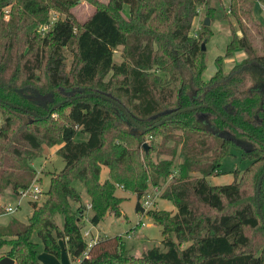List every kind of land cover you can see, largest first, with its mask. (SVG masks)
<instances>
[{
  "label": "trees",
  "instance_id": "16d2710c",
  "mask_svg": "<svg viewBox=\"0 0 264 264\" xmlns=\"http://www.w3.org/2000/svg\"><path fill=\"white\" fill-rule=\"evenodd\" d=\"M78 1L0 0V215L33 182V162L45 146H59L65 161L62 170L49 172L46 198L34 204L28 222L12 218L0 226L1 258L39 264L32 240L37 233L57 257L63 241L75 264H264V244L255 247L249 235L259 227L264 235V221L256 196L247 193L248 180L257 182L264 169V43L258 50L251 33L232 32L225 55L244 52L239 72L223 75L215 60L216 73L205 81L201 42L207 34L191 30L200 7L214 9L210 0H109L84 22L71 12ZM253 8L239 0L246 18H253ZM52 9L65 18L42 37L39 27ZM67 50L74 52L69 72ZM251 65L255 81L240 95L242 72ZM91 93L119 101L145 128L172 110L196 108L140 132L113 101ZM244 139L255 144L242 149L250 164L241 178L210 184L207 177L220 173L222 159ZM176 157L177 173L163 192L176 214L148 211L163 228L166 250L137 255L121 236L89 247L83 234L87 207L73 181L84 183L90 221L98 225L107 213L119 215V186L138 196L136 210L143 212L140 199L149 183L166 181ZM103 166L109 169L104 181ZM260 192L264 214V176Z\"/></svg>",
  "mask_w": 264,
  "mask_h": 264
},
{
  "label": "rangeland",
  "instance_id": "374dc122",
  "mask_svg": "<svg viewBox=\"0 0 264 264\" xmlns=\"http://www.w3.org/2000/svg\"><path fill=\"white\" fill-rule=\"evenodd\" d=\"M248 2L254 3L253 18H246L238 10L239 0H210V5L214 7V9L208 11L204 7L199 8V13L193 22L191 31L193 35H196V33L203 30H205V33L207 34V37H204L205 39L202 40L205 44L204 53L206 68L202 72V76L205 81L209 80V78L216 73L215 70L217 65L215 60H218L219 65L221 66V73L223 75L228 76L239 72V69L241 68L240 63L246 57L244 52L242 50H237L230 56L225 55L226 46L230 41L232 32L237 36H240L243 30L251 33L254 37V42L257 45L258 50L260 48V50L263 51L261 46L264 43V11L261 6L264 5V0H248ZM108 3L109 0H79L78 3L71 7V12L75 15L79 22H84L99 6L107 5ZM64 18V14L52 9L48 13L46 23L39 27V34L44 37V33L50 29L55 21ZM206 18L209 20V24L205 26L204 20ZM256 24L260 25L259 30L262 32L261 34L257 33V30L255 29ZM66 54L68 57L66 59V70L69 72L72 70L74 52L73 50H67ZM115 60L118 62L122 61L120 53L115 54ZM253 68L254 66L252 65L249 68L247 66V69L242 72V81L245 80V82H243L245 85L242 86V82H239V84H241L238 88L240 95L247 91V89L251 88L253 82L255 81L256 75ZM0 117L2 119L4 118L1 114ZM129 127L132 129L131 126ZM82 138H87V136L83 137V135H78L77 137V139ZM254 144L255 142L253 140H239V146H232L230 154L226 155L222 159L219 169L220 173L218 175L213 174L207 177L208 182L210 184L219 185L230 183L234 179L239 180L245 168L250 164L248 159L242 158V149H249L253 147ZM58 148L59 146H45L42 156L36 158L33 162V167L36 169V177L33 182L37 180L44 189V194L41 197V200L37 201L38 204L46 198L45 192H47L50 185L49 172L60 171L65 166V161L58 153ZM161 157L167 158V156L164 155ZM153 159H156L155 155H153ZM179 161L180 158L176 157L174 160V171L166 181H162L161 184L157 186L149 183L146 193L140 199V202L144 207L143 212H138L136 210L138 196L132 191L125 190L123 186H119L116 192L117 196L121 198L118 216L113 213H107L98 225H93L90 221L93 211L92 209L86 208L83 215V220L85 222L84 231L89 230L91 232L86 236V240L90 242L93 240L97 241L99 238L106 236H121L122 240L126 244V247L132 253L137 255H142L148 249L153 247L166 250L163 244V228L153 220V218L148 214V211L165 210L176 214V205L171 200L164 199L163 192L167 185L171 182L173 175L177 173L176 168ZM108 172V167L103 166L101 175L102 181L108 178ZM257 182L253 184L248 180L247 193L248 197L253 196V198H255V196L257 198L258 194L257 202L254 199L255 209L257 210L258 205L259 211L257 212L261 217L260 220L264 221V214L261 209V203H263V200L260 198L261 183L257 190ZM73 186L81 193L82 204L87 205V202H90V197L84 183L81 180H74ZM19 200L18 196L12 197V200L8 204H12L14 206L19 202ZM34 204L35 202L29 200L28 198L21 199V206L17 211L0 215V225H6L12 218H16L20 222L26 224L34 210ZM72 204L74 208L79 206L78 202H72ZM57 219L61 224L62 216L58 215ZM249 235L255 247H257L258 244H264L263 230H261L260 227L258 230H254L253 232L250 231ZM171 236L173 239H176L175 235ZM32 240L37 243L39 264H75V261L71 258V256H67V254H65L66 256L63 258H59L51 253H48L37 233L33 234ZM61 244L64 246L63 241H61ZM185 245H187V243H185L184 246ZM64 251L65 253H68L66 250Z\"/></svg>",
  "mask_w": 264,
  "mask_h": 264
},
{
  "label": "water",
  "instance_id": "95a60500",
  "mask_svg": "<svg viewBox=\"0 0 264 264\" xmlns=\"http://www.w3.org/2000/svg\"><path fill=\"white\" fill-rule=\"evenodd\" d=\"M208 24H209V20L206 18L205 21H204V25H208ZM201 49H202L203 51L205 50V44H204V42L201 43ZM91 94H97V93H91ZM97 95H100V96H102L103 98H105V99H107V100H111V101H113V103H114L116 106H118V107L122 110L124 116H125L130 122H132V123L137 127L138 131H140V132L148 131V130H150V129L156 127V126L161 125L163 122H165V121L168 120L169 118L175 116L177 113H180V112H183V111L192 110V109L196 108V106H192V107L178 108V109L172 110V111H170L167 115H165L162 119H160V120H159V121H158L153 127L145 128V127L141 126V125L135 120V118L131 115V113L127 110V108H126L122 103H120L119 101L114 100V99H112V98H110V97H108V96H106V95H102V94H97ZM74 98H75V97H74ZM199 106H207V104H201V105H199ZM210 107H211V106H210ZM211 108H212V107H211ZM144 146H145V147H148V143H144ZM263 176H264V169H263L262 173H261L260 176H259V179H258V182H257V190H258V188H259V185H260V183H261V181H262ZM257 200H258V194H257ZM257 211H259V210H258V205H257ZM0 264H15V260L12 259V258L9 257V256H5V257H3V258L0 259Z\"/></svg>",
  "mask_w": 264,
  "mask_h": 264
},
{
  "label": "built area",
  "instance_id": "2783aa9c",
  "mask_svg": "<svg viewBox=\"0 0 264 264\" xmlns=\"http://www.w3.org/2000/svg\"><path fill=\"white\" fill-rule=\"evenodd\" d=\"M262 10L264 11V5L261 6ZM3 124V119L0 117V128ZM44 194V189L41 186V184L35 180L34 182H32L29 186H27L26 188L20 190L18 198L20 199L19 202L16 205H12V204H8L6 206V213H13L15 211H17L20 206H21V199L23 198H28L29 200L37 203V201L41 200V197ZM148 204V201H147ZM87 208L91 209L92 208V204L88 203ZM91 232L89 230H85L83 231V234L86 238L87 235H89ZM96 242V240L90 241L89 242V247H91L94 243Z\"/></svg>",
  "mask_w": 264,
  "mask_h": 264
},
{
  "label": "crops",
  "instance_id": "0c3cea01",
  "mask_svg": "<svg viewBox=\"0 0 264 264\" xmlns=\"http://www.w3.org/2000/svg\"><path fill=\"white\" fill-rule=\"evenodd\" d=\"M89 200H90V199H89ZM88 203H90V202L88 201L87 204H88ZM0 226H2V225H0ZM62 248L65 250V247H64V246H62ZM63 249H62V253H61V256H60V257L63 258L64 256H66L65 254H67V256H70L69 253H65V251H64ZM60 257H59V258H60ZM0 259H1V256H0Z\"/></svg>",
  "mask_w": 264,
  "mask_h": 264
}]
</instances>
